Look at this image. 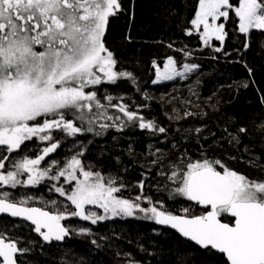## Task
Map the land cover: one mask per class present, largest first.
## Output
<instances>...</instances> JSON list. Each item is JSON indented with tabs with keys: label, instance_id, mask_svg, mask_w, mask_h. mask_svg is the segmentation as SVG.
Returning a JSON list of instances; mask_svg holds the SVG:
<instances>
[{
	"label": "snow or ice",
	"instance_id": "obj_1",
	"mask_svg": "<svg viewBox=\"0 0 264 264\" xmlns=\"http://www.w3.org/2000/svg\"><path fill=\"white\" fill-rule=\"evenodd\" d=\"M124 11L122 0H0V264H19L18 256L29 251L20 246V238L9 237L6 217L30 222L32 230L51 243L70 235L64 220L78 217L96 224L135 211L206 250V259L197 264H264V180L250 179L219 159L181 160L182 167L174 165L168 178L175 185L174 194L192 203L182 209L184 215H177L158 205L146 208L122 198L118 195L122 186L86 166L80 158L83 152L63 166L57 159L47 160L60 147L53 132L102 135L110 127L123 131L133 124L152 133L166 132L126 104H112L115 97L105 96L106 106L98 96L102 84L135 80L131 73L117 70L115 54L105 44L110 18ZM230 14L245 37V48L253 31L264 33V0H197L187 34L198 33L205 46L220 52L222 48L210 41L223 44ZM197 67L185 63L181 71L169 57L163 69L156 66L154 83L187 78ZM109 107L126 121L109 114ZM100 120L105 123L99 124L97 132ZM34 138L46 144L35 157L12 156ZM258 161L250 163L264 170V163ZM6 163H11L10 169ZM45 182H55L52 189L74 210L69 211L68 205L61 210L62 202L57 201L34 206V197H17L3 190L35 188ZM49 204L56 210L49 209ZM88 206L103 209L104 215Z\"/></svg>",
	"mask_w": 264,
	"mask_h": 264
},
{
	"label": "trees",
	"instance_id": "obj_2",
	"mask_svg": "<svg viewBox=\"0 0 264 264\" xmlns=\"http://www.w3.org/2000/svg\"><path fill=\"white\" fill-rule=\"evenodd\" d=\"M122 4L125 11L110 18L105 44L115 54L117 70L131 73L135 80L102 84L98 96L106 106L104 97H115L112 104H126L130 111L154 120L166 132L152 133L135 124L123 131L110 127L102 135L85 132L67 136L53 132L60 147L47 160L57 159L63 166L67 159L83 152L80 158L86 166L91 165L93 171L106 178H115L116 186H122L118 193L122 198L146 208L158 205L177 215H184L182 209L192 203L174 194L175 185L168 178L174 165L182 167L181 160L186 163L203 158L219 159L250 179L264 180V170L250 163L256 158L264 163V33L253 31L250 46L245 48V37L236 30L230 14L225 25L228 33L225 41L222 45L218 41L212 43L222 51L215 52L213 47L204 45L198 33L187 34L192 30L190 21L197 0H122ZM169 57L178 67L196 63L199 69L190 74L189 80L155 84L156 65L163 66ZM108 112L124 121L127 119L116 108L109 107ZM100 123L105 121L97 122V132ZM240 128L247 131L240 132ZM44 146L34 138L22 146L21 153L12 156L35 157ZM10 168L11 163H6V169ZM52 183L55 182L3 190L17 197L34 193L42 199L35 200L34 206L57 201L62 202L58 204L61 210L63 205H68L69 211L74 210L52 189ZM60 183L63 184V178ZM138 196L142 199L137 200ZM48 207L56 210L51 204ZM88 209L99 210L97 214L104 215L103 209L94 206ZM5 221L22 224L9 218ZM71 221H83V229L90 234L75 236L71 229L64 245L45 244L38 236L32 237L28 245L33 248V256L39 258L36 262L197 264L206 259V250L169 229L158 228L153 219L139 211L96 224L78 217L64 220L66 224ZM7 234L14 238V234Z\"/></svg>",
	"mask_w": 264,
	"mask_h": 264
},
{
	"label": "rangeland",
	"instance_id": "obj_3",
	"mask_svg": "<svg viewBox=\"0 0 264 264\" xmlns=\"http://www.w3.org/2000/svg\"><path fill=\"white\" fill-rule=\"evenodd\" d=\"M214 41H216V40H212V41H210V44L212 45V43L214 42ZM219 42V41H218ZM167 63V61L165 62V64ZM164 64V65H165ZM188 64H195V65H198V64H196V63H188ZM164 65L163 66H159V65H156V66H158V67H160L161 69H163V67H164ZM178 67V66H177ZM181 71L183 70V67H178ZM199 69V65H198V67L197 68H195L193 71H196V70H198ZM192 71V72H193ZM191 72V73H192ZM191 73H188L187 74V78H180V77H177L175 80H172V81H163V82H174V81H177V82H179V81H184V80H189V77H190V74ZM163 82H161V83H163ZM155 84H160V83H155ZM25 195H27V196H32V197H34L35 198V200H37V201H40V200H42L40 197H37L34 193H25L24 194V196ZM23 195H21L20 197H22ZM95 209H93L92 211H94ZM99 211V210H98ZM98 211L96 210V212L98 213ZM64 222V221H63ZM5 223H7V225H8V233H11V232H15V230H17L18 228H20V227H22V226H24V225H22V224H10L8 221H5ZM65 223V222H64ZM83 223V221H76V223L74 222V221H71V222H69L68 224H67V226H68V228H69V230H71V229H73L74 230V234H75V236H78V235H80L82 232L79 230V227H78V225H80V224H82ZM66 224V223H65ZM78 224V225H77ZM91 231V230H90ZM85 234H87V233H85ZM28 249H29V251L28 252H26V253H24L22 256H21V259H22V262H23V264H39L38 262H36V261H39V258H37L36 256L34 257L33 256V252H32V250H33V248H31V246H29V247H27Z\"/></svg>",
	"mask_w": 264,
	"mask_h": 264
},
{
	"label": "bare ground",
	"instance_id": "obj_4",
	"mask_svg": "<svg viewBox=\"0 0 264 264\" xmlns=\"http://www.w3.org/2000/svg\"><path fill=\"white\" fill-rule=\"evenodd\" d=\"M74 222L76 223V221H74ZM21 223H22V225L26 224V225L34 228L32 225H30L28 223H25V222H21ZM155 224H156V222H155ZM28 226H22V227L18 228L17 230H15V232H11L12 234H14V238H20V246L21 247H26V248L29 247L30 245H28V243H30L32 237L36 236L34 234L35 232H33L31 228H28ZM78 227H79L80 231H81V229H83V225H81V224L78 225ZM158 228H160V227H158Z\"/></svg>",
	"mask_w": 264,
	"mask_h": 264
},
{
	"label": "water",
	"instance_id": "obj_5",
	"mask_svg": "<svg viewBox=\"0 0 264 264\" xmlns=\"http://www.w3.org/2000/svg\"><path fill=\"white\" fill-rule=\"evenodd\" d=\"M6 218L13 219V220H18V221H21V222H25V223L30 224V222L23 221V220H21V219H19V218H11V217H6ZM62 223H63V222H62ZM63 224H64V223H63ZM64 225H65V224H64ZM156 225H157L158 227L162 228V229H169V230H171V231L177 233L181 238L187 240L186 238L182 237V236H181V235H180L175 229H172L170 226H167V225H160V224H157V223H156ZM65 226H66V225H65ZM33 227H34V226H33ZM66 227H67V226H66ZM69 236H70V235H69ZM69 236L65 237V239H64L63 241H55V240H53V241L56 242V243H58V244H64V243L66 242V239H67ZM41 238H42V237H41ZM42 240H43V239H42ZM187 241H189V240H187ZM44 242H45V241H44ZM189 242H191L192 244L195 245L194 242H192V241H189ZM45 243H48V242H45ZM196 246H197V245H196ZM197 247H199V246H197Z\"/></svg>",
	"mask_w": 264,
	"mask_h": 264
},
{
	"label": "flooded vegetation",
	"instance_id": "obj_6",
	"mask_svg": "<svg viewBox=\"0 0 264 264\" xmlns=\"http://www.w3.org/2000/svg\"><path fill=\"white\" fill-rule=\"evenodd\" d=\"M11 220H13V219H11ZM14 221H18V220H14ZM18 222H20L21 223V221H18ZM63 222V221H62ZM64 223V222H63ZM65 224V223H64ZM66 226H67V224H65ZM68 227V226H67ZM70 234H71V230H70ZM35 235L36 236H38L41 240H42V238L37 234V233H35ZM70 237V236H69ZM43 241V240H42ZM44 242V241H43ZM45 243V242H44ZM52 243H56V242H54V241H52L51 243H45V244H52ZM56 244H58V243H56ZM65 244V243H64ZM64 244H59V245H64ZM18 261H19V264H23V262H22V259H21V256H18Z\"/></svg>",
	"mask_w": 264,
	"mask_h": 264
}]
</instances>
